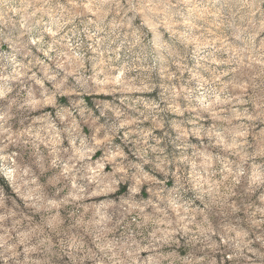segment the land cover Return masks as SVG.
<instances>
[{
	"label": "clouds",
	"instance_id": "clouds-1",
	"mask_svg": "<svg viewBox=\"0 0 264 264\" xmlns=\"http://www.w3.org/2000/svg\"><path fill=\"white\" fill-rule=\"evenodd\" d=\"M0 264H264V0H0Z\"/></svg>",
	"mask_w": 264,
	"mask_h": 264
}]
</instances>
